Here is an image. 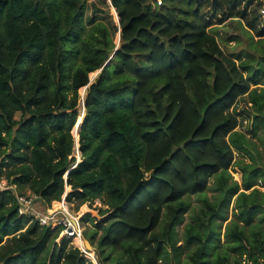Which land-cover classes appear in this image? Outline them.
Instances as JSON below:
<instances>
[{"label": "trees", "instance_id": "1", "mask_svg": "<svg viewBox=\"0 0 264 264\" xmlns=\"http://www.w3.org/2000/svg\"><path fill=\"white\" fill-rule=\"evenodd\" d=\"M161 1L112 0L121 27L115 51L109 27L87 17L88 0H0V158L7 179L49 206L62 201L67 186L69 202L104 201L102 235L86 237L98 264H173L171 253L179 264L187 250L184 264H209L221 241L215 225L227 220L223 210L237 195L225 239L226 251L238 256L231 261L226 253L216 264H264V201L253 189L264 171L234 113L248 96L257 136L264 90L251 86L264 75V54L248 53L237 64L213 33L215 24L237 17L264 37L261 5ZM99 70L87 90L76 165L78 92ZM235 151L252 160L242 169V192L237 182L227 185ZM215 176L220 199L203 200L181 247L176 229L190 210L186 198L205 195ZM59 234L20 216L13 192H0V264H93L65 239L57 244Z\"/></svg>", "mask_w": 264, "mask_h": 264}, {"label": "rangeland", "instance_id": "2", "mask_svg": "<svg viewBox=\"0 0 264 264\" xmlns=\"http://www.w3.org/2000/svg\"><path fill=\"white\" fill-rule=\"evenodd\" d=\"M239 1L242 2L243 6H245L246 0H243V1L239 0ZM255 4L256 3H254V6ZM95 7L101 10L102 12L96 13ZM254 10H255L254 8L252 10L251 8L249 9V13H250L249 20L250 22L254 21V24L255 23L257 24V22H255V20L253 19ZM87 17L95 18L98 21V23H104L109 27L112 38H113V43L115 44V47H116L115 51L118 50L121 46V36H120L121 27L119 24V16L115 8L112 5V0H88ZM87 26H88V29H90L89 25ZM213 28H214L213 33L217 37L221 48L223 49L224 52H226L231 57V59H234L237 62V64H239L242 61H248L250 59L247 57L248 53L255 54L257 57L264 54V37H258L256 30L248 26L247 20L234 17L229 20H226L223 24H215ZM114 56L115 54H113L111 58H113ZM110 62L111 61H108L107 65H109ZM253 65H256L255 62L253 63ZM99 74H100V70L96 72V75L92 80H91V77L89 76L90 83L86 88L84 87L86 90L84 89L85 91H83L82 90L83 88H82L78 92L79 93V105L77 108L79 112V117L83 115V120H84L85 112H86V110L84 109V105H85L87 90L93 83H95ZM251 88L257 89L258 92H261L262 89L264 90V75L261 79L260 84L252 85ZM254 112H255L254 108L250 104L248 96H245L239 99L234 108V113L238 116V120H239V127L237 130L248 135V137L251 138L252 142L255 144V148L257 151L252 152V154L255 158H258V153L260 154V159L258 158L259 162L257 166L260 167L264 171V122L258 123V134L257 136H253L251 134L252 133L251 131L253 128V123H254ZM16 117L19 118L20 114H17ZM74 129L72 131V135H73L74 142H75V148H74V155L72 157L76 159V164H79L81 162L79 134L76 135L74 133ZM234 155H235V163L231 166L229 170V174L231 178L227 179L228 180L227 185H231L232 183L237 182L240 186V192H242L244 191L242 187V181H243V170L242 169L244 165L251 164L252 160L250 159L248 155H241L237 151L234 152ZM217 185H218V178L215 176L210 180L209 189L205 195H193V196L186 198V201L190 203V210L185 215L183 223L180 224L176 229V238L179 241V244H178L179 246L184 247L186 226L192 222L193 216L197 212H199L201 208H203L204 206L203 200L207 198L210 201L217 202L220 199V192L217 190ZM68 188L70 187L67 186L65 188V194L72 192V189L71 188L68 189ZM253 189H258L260 191L259 199L263 202L264 201V179H259V186H255ZM252 190L247 191V193H251ZM18 191L21 193H25V194L29 193L28 189L21 190L18 188ZM236 200H237V195L233 197L230 206L228 208H224L223 210V214L227 220L225 222L223 220H218L215 225L217 228L219 227L221 228V241L218 245L219 246L217 248L218 250L214 249L210 251V254L208 257L209 264H216L219 256L221 255L224 256L226 253L231 258V261L233 257L238 256V253H235L233 251H226L228 247H227V243L225 239L226 227L234 219V213H236V207H235ZM80 203L81 202L78 198H73L71 202L67 201L68 207L70 208V212L74 216L80 214L81 219H82L83 217H85V215L88 214V215H91L92 217V219H87V222H84L82 220V225L84 227L83 240L86 239V237L90 238L95 231L98 232L97 239H99L100 236L102 235L103 223H101L102 220L100 221L97 218H95V216L91 214L90 211L94 210L100 216L102 212H105L108 210V206L105 204L104 201H101V200H96L91 205H90V202L86 203L83 206H81ZM56 204H59V203H53L52 205L53 207L51 209H53ZM86 206L88 207V209L86 208ZM36 207L37 209L44 211L43 205L41 203H37ZM107 215L101 216V217L105 218L107 217ZM255 222L256 223L259 222L258 216L256 217ZM248 230L249 228L247 229V232ZM263 230H264V224H263ZM7 238H6V241H7ZM62 240L58 239L56 243L61 244ZM68 243H69V247H73V248H77L81 250L82 256L86 259V261L93 263L91 260L87 259L86 255L83 253V250L86 249L85 243H84V249L78 248V246L73 244L74 243L73 241H68ZM96 243L97 241L95 242V244ZM195 248H196L195 246L192 247L193 251L195 250ZM86 251H89V250L86 249ZM91 252L95 254L94 247L92 248ZM186 252H189V251L187 250ZM186 252L181 256L179 264H184L185 259L187 258ZM170 259L173 261L172 262L173 264H178V262L174 258V253L170 254ZM243 259H245V257ZM97 260L98 258L96 256V261ZM24 264H29V263L25 262ZM97 264H98V261H97Z\"/></svg>", "mask_w": 264, "mask_h": 264}, {"label": "built area", "instance_id": "3", "mask_svg": "<svg viewBox=\"0 0 264 264\" xmlns=\"http://www.w3.org/2000/svg\"><path fill=\"white\" fill-rule=\"evenodd\" d=\"M255 3H257V1H255ZM258 3H260L261 5L258 12L259 26L263 28L264 0H258ZM158 4L161 5L162 1L158 0ZM6 170L7 168L3 165V161L0 158V192L8 190L13 192L15 198V206L20 216L29 217L31 222L34 220L38 221L41 227H52L53 229H60V234L56 241H58V239H65L66 241H73L75 243L77 239L83 240L84 227L82 225L81 216L79 214L76 216L71 214L70 208L67 204L66 198L69 193L64 194L62 198L61 203L63 206L51 213L53 204L49 206L42 200L40 196L35 195L31 192H29L28 194L19 192L16 186L9 183L6 176ZM37 203H41L43 205L44 211L37 209Z\"/></svg>", "mask_w": 264, "mask_h": 264}, {"label": "bare ground", "instance_id": "4", "mask_svg": "<svg viewBox=\"0 0 264 264\" xmlns=\"http://www.w3.org/2000/svg\"><path fill=\"white\" fill-rule=\"evenodd\" d=\"M95 75H96V72L90 74L91 80L95 77ZM85 88H86V87H85ZM85 88H83L82 90L85 91V90H86ZM84 89H85V90H84ZM84 93H85V92H84ZM82 122H83V115H81V116L79 117V119H78V124H76L77 126H76V128L74 129V133H75L76 135H78V132H79V130H80V127H81V125H82ZM62 206H63V205H62V203H61L60 206L54 208V210L51 211V213L54 212V211H56V210H58V209H60ZM64 206H65V205H64ZM65 207H66V206H65ZM86 208L88 209L87 206H86ZM79 215H80V214H79ZM80 216H81V215H80ZM74 244H75L76 246H78L80 249H84V242H83L82 239H77V240L75 241ZM83 253L86 255L87 259L91 260L94 264H97V261H96V255H95L93 252H91V251H86V250L84 249V250H83Z\"/></svg>", "mask_w": 264, "mask_h": 264}, {"label": "water", "instance_id": "5", "mask_svg": "<svg viewBox=\"0 0 264 264\" xmlns=\"http://www.w3.org/2000/svg\"><path fill=\"white\" fill-rule=\"evenodd\" d=\"M117 51V50H116ZM115 54V53H114ZM107 65V64H106ZM100 72H101V70H100ZM80 131V130H79ZM69 174V173H68ZM68 174L66 175V177L65 178H67L68 177ZM91 212V214H93L94 216H95V218H97L98 220H103L104 218H102L101 216H99L98 215V213L96 212V211H94V210H91L90 211ZM84 241V243H85V247H86V249H88L89 251H91L92 250V246H91V244H90V242L87 240V239H84L83 240Z\"/></svg>", "mask_w": 264, "mask_h": 264}, {"label": "clouds", "instance_id": "6", "mask_svg": "<svg viewBox=\"0 0 264 264\" xmlns=\"http://www.w3.org/2000/svg\"><path fill=\"white\" fill-rule=\"evenodd\" d=\"M79 134V133H78Z\"/></svg>", "mask_w": 264, "mask_h": 264}]
</instances>
